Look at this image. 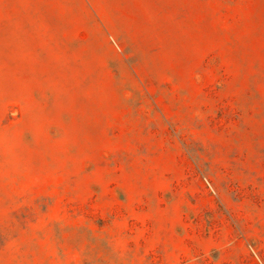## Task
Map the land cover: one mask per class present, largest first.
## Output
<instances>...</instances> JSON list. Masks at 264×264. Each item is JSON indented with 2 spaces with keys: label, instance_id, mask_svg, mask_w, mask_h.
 Segmentation results:
<instances>
[{
  "label": "rangeland",
  "instance_id": "rangeland-1",
  "mask_svg": "<svg viewBox=\"0 0 264 264\" xmlns=\"http://www.w3.org/2000/svg\"><path fill=\"white\" fill-rule=\"evenodd\" d=\"M0 264H264V0H0Z\"/></svg>",
  "mask_w": 264,
  "mask_h": 264
}]
</instances>
